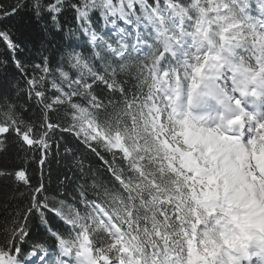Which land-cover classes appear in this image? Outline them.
<instances>
[{"label": "snow or ice", "instance_id": "1", "mask_svg": "<svg viewBox=\"0 0 264 264\" xmlns=\"http://www.w3.org/2000/svg\"><path fill=\"white\" fill-rule=\"evenodd\" d=\"M0 46V264H264V0H0Z\"/></svg>", "mask_w": 264, "mask_h": 264}, {"label": "trees", "instance_id": "2", "mask_svg": "<svg viewBox=\"0 0 264 264\" xmlns=\"http://www.w3.org/2000/svg\"><path fill=\"white\" fill-rule=\"evenodd\" d=\"M5 2H9V0H5ZM12 24L16 26H20L23 24V22L20 20V18H16L14 21H11ZM18 36L20 39L25 42L28 45V51L31 55L35 56V49L40 47L42 36L38 32L37 29L31 26H25L20 28V32L18 33ZM48 39H52L51 36L48 37ZM56 41L59 42V37H56ZM3 48L0 46V51H2ZM7 75L8 79H12L16 74L15 70L12 67H9L7 69ZM4 84L2 81H0V88H3ZM64 169V163L54 164L53 165V176L52 180L53 182L56 181L57 177L60 176L62 178L61 173Z\"/></svg>", "mask_w": 264, "mask_h": 264}]
</instances>
